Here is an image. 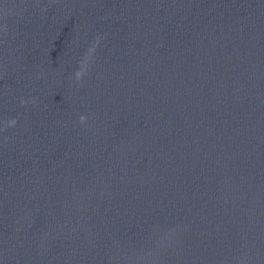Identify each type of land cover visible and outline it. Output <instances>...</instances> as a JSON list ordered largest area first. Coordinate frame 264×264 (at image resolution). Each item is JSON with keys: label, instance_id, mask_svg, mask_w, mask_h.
<instances>
[{"label": "water", "instance_id": "obj_1", "mask_svg": "<svg viewBox=\"0 0 264 264\" xmlns=\"http://www.w3.org/2000/svg\"><path fill=\"white\" fill-rule=\"evenodd\" d=\"M0 264H264V0H0Z\"/></svg>", "mask_w": 264, "mask_h": 264}, {"label": "clouds", "instance_id": "obj_2", "mask_svg": "<svg viewBox=\"0 0 264 264\" xmlns=\"http://www.w3.org/2000/svg\"><path fill=\"white\" fill-rule=\"evenodd\" d=\"M96 43H97V44L99 43V38H97ZM94 52H95V46L90 47V48L88 49V51L84 54L82 60L80 61V65H81V67L78 68V70L75 72V77H76V79H77L78 81L81 80L82 77L86 74V71H87V68H88L89 62H90L91 59H92V53H94ZM26 103H28V101H25V100H22V101H21V104H22V105H24V104H26ZM79 120H80V122L83 123V122H85V121L87 120V117H86L85 115H81V116L79 117ZM9 123H10L11 125H15L16 120L13 119V120L9 121Z\"/></svg>", "mask_w": 264, "mask_h": 264}]
</instances>
